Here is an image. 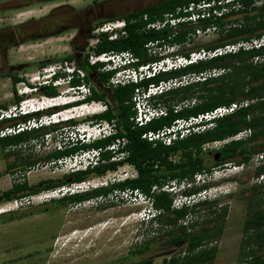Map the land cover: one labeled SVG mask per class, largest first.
Segmentation results:
<instances>
[{"label":"trees","instance_id":"1","mask_svg":"<svg viewBox=\"0 0 264 264\" xmlns=\"http://www.w3.org/2000/svg\"><path fill=\"white\" fill-rule=\"evenodd\" d=\"M193 1L199 0H163L138 7L132 12L109 18L124 17L128 23L126 26L128 34L126 37L113 41L104 37L101 38L95 51L100 53L110 50H130L135 56L140 58L141 62H145L154 59L153 56L148 55L145 48V44L151 39L164 38L169 44H180L181 47L178 53L187 55L189 50L202 47L213 48L226 42L250 39L264 34V6L258 8L250 7L252 0H242L246 5L242 12L251 11V13H246L242 18H238L242 20L239 25L224 27L227 22L217 19L215 23L220 27L218 40L214 43L196 45L192 48H186L185 44H188L193 39L191 35L195 33L198 25L179 23L175 28L168 27L159 31H141L138 28L144 22L130 23L132 18L143 14L148 15V20L163 18L164 14L174 13L177 7L186 6ZM105 20L108 19L100 20L98 23ZM200 23H203L202 25L205 27L209 21ZM89 36L88 34L86 38L88 39ZM189 37L190 40L188 41ZM30 39L22 37L18 41L15 39L17 42L13 39L14 42H11L9 47L17 46L20 41L24 42ZM82 47L83 45L78 47V50H81ZM75 56L79 65L92 76L95 82L96 90H93L92 95L88 99H109L111 101V105L104 112L92 116V119L110 120L114 118L116 119L118 132L115 135L107 136L91 143L78 141L62 149L55 148L46 155L37 158L26 156L22 160L7 164V170L14 173L20 170L25 171L26 168L40 161L48 162L89 148L104 149L112 143L115 137L120 136L126 137L127 143L118 152L126 151L127 156L119 161H109L113 153L105 149L100 155V159L106 160L105 163H100L86 170L66 173L60 179H46L36 184H29L27 178L20 173L21 176L12 183L10 188L0 192L1 201L34 194L42 189L48 190L69 183L81 182L86 180L91 174L102 176L107 171L116 170L119 165L128 163L136 169L137 175L135 177L126 178L109 186L95 188L85 193L66 195L59 199H53V201H55L57 206L77 204L89 198L107 196L116 189H138L149 198L151 206L159 210V213L151 218L150 221L160 224L166 223L172 226L187 218L189 214L195 213L198 207L205 204L214 207L215 203V201L204 200L174 207L175 194L171 190L166 189L173 181L178 183L186 182V187L182 190L183 195H195L208 188V184L205 183L195 186V175H208L214 168L227 164L244 166L254 156L264 151V45L250 50H240L236 53L200 59L179 69L181 71L178 74L199 73L211 69H220L223 70V73L203 81H195L173 88L160 95L155 102L159 101L167 107L166 115L153 118L140 127H137L131 120V117L135 114L132 96L136 84L129 83L115 88H104L103 83L109 79L112 72L99 73L95 77L94 70L97 65H89L86 58L81 61L79 53L67 56V58ZM47 61L44 60L39 64L44 65ZM9 77L13 86V100L16 104H19L23 96L17 94L15 87L22 78L18 77L17 74H9ZM76 83H78L77 80L73 81V84ZM41 92L48 96H56L58 94L56 88L52 86L41 87ZM185 101H188V105L182 107L179 111L174 110V105ZM244 101L248 102L247 105L237 108L231 114L214 119L211 125L207 123L197 131H190L189 134L174 140L170 145L160 142L153 144L141 137L143 132L170 126L177 119L188 118L192 115L213 110L218 106ZM74 104L54 107L45 110V113H57L63 108ZM0 107L7 108L5 105H0ZM43 113L39 111L32 114H19L9 117L0 121V127L15 126L21 122H26L33 116L38 118ZM77 123L76 120L69 119L4 136L0 138V150L3 155H14L16 154L14 148L40 140L44 135L52 132H63L65 130L64 127L76 125ZM242 131H249L245 138L228 140ZM262 138L263 140L261 141L260 139ZM223 140L228 141L210 151H206L203 148L207 143ZM206 153L213 154V161L210 164L207 163ZM176 155L178 158L175 160L172 157ZM216 155H218V158H215ZM261 162L254 169V175L257 179L264 175V160ZM164 185H166V188H164ZM247 191V196L243 198L246 201V210L242 223L243 238L240 242L241 252L238 261L239 264H264V181L253 183ZM211 213H216V210L214 208L211 209ZM208 221L213 220L208 219ZM213 229H215V232H212ZM221 230V224L215 228L203 227L201 231L195 233L182 229L181 233L178 236H174L172 241L174 243L184 242L187 244V249L192 253L185 258L187 264H205L208 260L214 258L216 249H202L200 247L208 238H213ZM147 248V246H144L135 252L141 253ZM198 248L200 250L194 251ZM172 261L176 264L178 263L175 259ZM150 263L151 259L149 258L138 262V264Z\"/></svg>","mask_w":264,"mask_h":264},{"label":"rangeland","instance_id":"2","mask_svg":"<svg viewBox=\"0 0 264 264\" xmlns=\"http://www.w3.org/2000/svg\"><path fill=\"white\" fill-rule=\"evenodd\" d=\"M157 1L133 0V9ZM56 3L55 0L48 4L27 5L24 8L16 5L15 11H0V27L25 20L30 16H40ZM219 35L220 32H215L206 37L195 36L185 44V47L192 48L196 45L214 43ZM73 38V31H65L45 41L33 38L20 41L17 46L8 49L1 48L0 105L10 107L16 104L13 100V86L9 74H17L18 77L26 80L40 68V62L44 60L54 62L75 55V50L70 46ZM18 87L21 85L16 84L15 88ZM28 96L39 98L35 93ZM31 104L28 105L29 109L36 108L41 103ZM45 110L42 111L43 116L48 114ZM77 114L83 112L69 107L60 110L57 116H72L77 124L88 123L89 117L85 118ZM56 135L52 132V135H44L40 140L18 146L14 148L16 151L14 155H3L0 150V192L10 188L21 174L27 178L29 184H36L46 179H60L68 173L64 169H54L49 162L43 161L31 165L25 171L14 173L7 170V164L22 160L26 156L37 158L46 155L54 149L57 139L63 138L58 136L59 134L57 137ZM260 140L262 141L263 138ZM214 148H207L206 151ZM205 156L207 163L210 164L213 161V154L206 153ZM172 158L176 160L178 157L176 155ZM259 163L262 162L254 156L244 166L227 164L214 168L208 175L195 178V186L205 183L208 184V188L196 193L191 203L215 201L214 207L202 205L195 213L189 214L187 218L172 226L146 220L147 217L143 216L151 207L149 201L139 198L135 201L133 199V202H126L124 199L114 197L106 198L99 203L90 200L60 206L50 199L2 213L0 214V264H138L139 261L148 258L151 259L150 264H176L173 259L178 262L177 264H187L185 258L188 254H192L191 251L184 242L174 243L173 237L178 236L182 229L195 233L201 231L203 227L215 228L220 224L221 232L213 238H208L200 247L216 249L214 258L205 264H239L240 242L243 238L242 223L246 210V201L243 198L247 196V190L253 183L264 181V175L258 179L254 175V169ZM131 174L129 166L123 163L116 170L108 171L102 176L89 175L83 188L91 190L95 186H100L107 178L113 181L118 178L121 181L122 178H130ZM174 185L173 181L168 188H165L173 191ZM198 197L200 199L196 201ZM178 201L183 203L180 199ZM3 202L0 200V205ZM213 208L216 213H211ZM212 232H215V229ZM144 246L148 248L141 253L135 252Z\"/></svg>","mask_w":264,"mask_h":264},{"label":"built area","instance_id":"3","mask_svg":"<svg viewBox=\"0 0 264 264\" xmlns=\"http://www.w3.org/2000/svg\"><path fill=\"white\" fill-rule=\"evenodd\" d=\"M261 6H264V0H252L250 3V7L258 8ZM245 8L246 5L242 0H199L190 2L186 6L177 7L174 13H166L163 18L148 20V15L143 14L142 16L132 18L130 23L136 24L139 21L144 22V24L138 28L141 31H159L168 27L175 28L179 23H188L196 26L198 25L195 29V33L191 35L192 38L195 36L206 37L215 32L219 33L220 27L215 23L217 19L227 22L224 24V27L239 25L242 20H239L238 18H242L246 13H251V11L242 12ZM202 21H209V23L203 27V23H200ZM127 24V20L124 17H117L97 23L92 27L87 44L83 49L84 51L82 50V52H80V57L82 60L86 58L87 63L91 66L97 65L94 70L95 77H97L99 73L112 72L109 79L103 83L104 88H115L129 83L136 84L132 96L135 114L131 117V120L137 127L144 126L153 118L166 115L167 107L159 101L155 102L160 95L173 88L191 82L203 81L208 78L219 76L223 73V70L211 69L181 77L162 78L157 83H149L146 86H140L139 83L157 78L164 73L178 70L200 59H208L224 54L236 53L240 50H250L264 45V34H262L259 37L226 42L213 48L202 47L189 50L187 55H183L178 53V50L181 47L180 44H169L164 38H157L155 40L151 39L145 44L148 55L154 57V59L145 62H141L140 58L135 56L130 50H110L102 51L100 53L95 51L97 44L103 37L110 41L126 37L128 34L126 29ZM189 40L190 37L188 38V41ZM75 80H77L78 83L73 84V81ZM17 84H20L21 87L16 88V92L18 95L23 96V99L19 104H14L7 108L0 107V121L19 114H25L32 109L44 111L45 109L47 110V108L51 109L76 102L78 103H76L73 108L78 109L81 113L83 112V117H89L88 123L66 126L64 127L65 130L63 132H54L57 135L59 134L58 136L63 137L57 139L54 149H62L71 146L78 141L91 143L95 140L115 135L118 132L116 119L114 118L110 120L91 119L92 116L104 112L111 105V101L109 99H88L92 95L93 90H96L95 82L92 79V76H90L89 73L79 65L78 60L75 57H65L54 62L50 61L44 65H40V68L35 73L31 74L30 78L26 80L22 79ZM43 86H52L56 88L58 94L56 96L43 94L41 92V87ZM28 93L38 94L39 98L36 99L27 96ZM26 96L27 98H24ZM29 102L32 103H30L31 105H33L34 102H40L41 104H39V106L37 105L36 108L33 107L32 109H29ZM187 103L188 101H185L174 105V110L179 111L182 107L188 105ZM247 103V101H244L241 103L222 105L213 110L189 116L188 118H180L175 120L170 126H164L157 130L145 131L142 133L141 137L153 144L160 142L165 145H170L174 140L187 135L190 132V127L193 125L205 121L211 125L214 119L231 114L237 108L247 105ZM58 113L59 112L44 115L43 117H45V119H42L40 124L51 125L60 120H66L71 117H60L57 116ZM36 125H38V122L36 121H27L21 122L15 126H2L0 127V138L15 134L25 129L33 128ZM180 130H183V133H179ZM248 133L249 131H242L228 140L245 138ZM50 135H52V133H50ZM228 140L207 143L203 148H217L218 145L220 146ZM126 143V137H115L112 143L107 145L104 149L89 148L48 162L54 169H64L68 173L78 170H86L88 168H93L100 163L106 162V160L100 159L101 152L105 149H108L113 153L109 161H119L124 159L127 156V152H118V150L124 148ZM255 157L258 160L263 161L264 151L258 153ZM124 164L128 165L132 171L130 178L135 177L137 171L134 166L128 163ZM198 176H200V174H198L197 177ZM122 179L124 180V178ZM119 180L120 179L117 178L114 181L118 182ZM104 181L105 182H102L100 186L115 183L110 178H107ZM86 182L87 180L69 183L4 201L0 205V214L18 210L26 205L43 203L50 199H59L67 194L79 193L84 191L83 186ZM86 186H88V184ZM165 187L166 185H164V188ZM193 196L194 195L189 196L186 199V202L191 203L194 201V199H192L194 198ZM114 197L124 199L126 202H133V199L135 201L139 198L146 202L149 201V204L151 205L149 198L138 189H116L107 196H100L99 198H101V200L98 198L96 200L97 202H95H103L106 198L112 199ZM196 199V201H198L200 198L198 197ZM173 202L174 207H180L183 204L178 201V199ZM151 211L152 210L149 209V212L143 216L144 218L147 217L146 220L150 218ZM157 213H159V210H157Z\"/></svg>","mask_w":264,"mask_h":264},{"label":"flooded vegetation","instance_id":"4","mask_svg":"<svg viewBox=\"0 0 264 264\" xmlns=\"http://www.w3.org/2000/svg\"><path fill=\"white\" fill-rule=\"evenodd\" d=\"M53 1L55 0H0V11L10 10L12 12L17 10L16 5H21L24 8L27 5L48 4ZM160 1L163 0H158L156 3ZM56 2L40 16H30L25 20L0 27V49L9 48L11 42H14L15 39L18 41L22 37L45 41L47 38L58 36L61 32L73 31L74 38L70 42V46L75 50V55L79 53L80 56V52L87 44L86 36L90 35L92 27L98 21L126 14L136 9H133V0H80L78 2L76 0H56ZM82 45V49L78 52V47ZM75 58L77 57L75 56ZM79 59L82 61L81 57ZM180 71L164 73L157 78L143 81L139 85L146 86L149 83H157L162 78L187 75L178 74Z\"/></svg>","mask_w":264,"mask_h":264},{"label":"clouds","instance_id":"5","mask_svg":"<svg viewBox=\"0 0 264 264\" xmlns=\"http://www.w3.org/2000/svg\"><path fill=\"white\" fill-rule=\"evenodd\" d=\"M185 67V66H184ZM183 68V67H182ZM181 69V68H180ZM179 70V69H178ZM188 75V74H187ZM30 94H32V93H28V95H30ZM27 95V96H28ZM69 104H72V103H69ZM76 104V103H75ZM75 104L74 105H71V106H69V107H73V106H75ZM66 105H68V104H66ZM66 105H64V106H66ZM69 107H67V108H69ZM39 111H41V110H37V109H32V110H30V111H28V112H26L25 114H32V113H34V112H39ZM42 118H43V115L42 116H40L39 118H32V119H29V120H27V121H30V122H38V125H36V126H34L33 128H39L40 126H46L45 124H40V122L42 121ZM69 119H73V117L71 116V117H69V118H67L66 120H60V121H58V122H56V123H59V122H63V121H67V120H69ZM26 121V122H27ZM208 122H202V123H200V124H195V125H193L192 127H190V131H197V130H199L202 126H204V125H206ZM209 124V123H208ZM179 133H183V130H180V132ZM190 133V132H189ZM188 133V134H189ZM195 178H197V175H195ZM111 184H113V183H111ZM111 184H108V185H106V186H109V185H111ZM174 187H175V190H173L172 191V189H171V191L175 194V198H174V200H176L177 198L178 199H180V200H182L183 201V204H185L186 203V199L189 197V196H186V195H183L182 194V190L183 189H185V187H186V182H174ZM106 186H97V187H94L93 189H95V188H99V187H106ZM93 189H91V190H93ZM91 190H84V191H81V192H79V193H85V192H88V191H91ZM44 191V190H43ZM40 192V191H39ZM75 194H78V193H75ZM67 195H73V194H67ZM66 196V195H65ZM100 196H98V197H93V198H89L88 200H85V201H90V200H93V201H96L98 198H99ZM173 200V201H174ZM194 203H196V202H194ZM187 204V203H186ZM190 204H192V203H190ZM173 206H174V202H173ZM150 210H152L151 211V216H150V218H149V220L151 219V218H153L156 214H157V210L155 209V208H153L151 205H150ZM148 220V219H147Z\"/></svg>","mask_w":264,"mask_h":264},{"label":"bare ground","instance_id":"6","mask_svg":"<svg viewBox=\"0 0 264 264\" xmlns=\"http://www.w3.org/2000/svg\"><path fill=\"white\" fill-rule=\"evenodd\" d=\"M68 113H70L69 111H68ZM85 113V112H84ZM79 115H82V114H77V116H79Z\"/></svg>","mask_w":264,"mask_h":264},{"label":"water","instance_id":"7","mask_svg":"<svg viewBox=\"0 0 264 264\" xmlns=\"http://www.w3.org/2000/svg\"><path fill=\"white\" fill-rule=\"evenodd\" d=\"M81 66V65H80ZM215 158H218V155H216V157Z\"/></svg>","mask_w":264,"mask_h":264}]
</instances>
